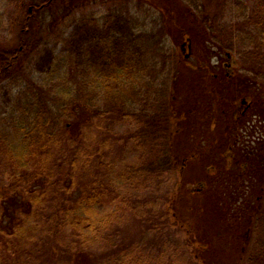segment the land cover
I'll use <instances>...</instances> for the list:
<instances>
[{"label": "trees", "instance_id": "1", "mask_svg": "<svg viewBox=\"0 0 264 264\" xmlns=\"http://www.w3.org/2000/svg\"><path fill=\"white\" fill-rule=\"evenodd\" d=\"M26 1L0 0V178L8 174L0 183V264H187L182 254L115 245L116 226L131 217L157 232L171 222L185 228L190 264L233 253L236 264H264V103L250 124L234 116L242 96L264 100V0H174L183 18L176 24L163 3H149L139 20L131 0L102 14L72 15L65 4L46 31L39 13L65 0ZM184 40L196 58L190 65L179 61ZM227 53L236 62L229 75L210 62ZM65 116L71 128L108 136L94 149L76 142ZM189 116L206 124L190 147ZM116 121L132 126L116 140L118 156L108 133ZM196 157L203 173L190 178ZM188 196L202 215L198 226L180 208ZM163 198L166 209H157Z\"/></svg>", "mask_w": 264, "mask_h": 264}, {"label": "rangeland", "instance_id": "2", "mask_svg": "<svg viewBox=\"0 0 264 264\" xmlns=\"http://www.w3.org/2000/svg\"><path fill=\"white\" fill-rule=\"evenodd\" d=\"M31 0H27L26 2L29 3ZM34 1H41V0H34ZM68 1V3H67ZM65 0L64 5L61 4L60 2L55 6V8H47L43 11H41L38 15L40 22H42V25H39V28L42 29L43 31H46V22L48 20H51L52 18H54L57 15H62L64 14V12H66V7L65 4L68 7L67 11L71 12L70 14L72 15H80L81 13L84 12H96L98 14H102L103 12H106L108 9L113 8L114 6H125L126 3L123 0ZM174 0H131L130 4L131 5V10L132 12H135V19L137 18L142 19L145 16H147V14L144 12L143 8H146V6L149 3H156V4H160L161 6L163 4L168 5V7H170V9H168L170 13H172L173 15L171 16H167L166 14V19L171 23V24H176L175 21L180 22L183 20L182 16L176 12V6L173 2ZM163 3V4H162ZM159 5V6H160ZM27 7H29V4H27ZM167 7V6H166ZM32 8V7H31ZM25 15V11L23 9V11L21 12V16L18 19L19 23L18 25H20V22L22 21V18ZM41 24V23H40ZM16 26L15 28H13L12 33L9 34V39H11V42L13 41V45L15 44V42L17 41L18 37H19V30L21 28V26ZM63 26V25H62ZM72 30V25L66 27V34H68L70 31ZM51 33V32H50ZM47 34V33H46ZM46 37V35H45ZM50 46L53 48L54 52L56 54H61V45L59 44V46H55L52 42L50 43ZM225 60L224 63H230L232 57H228L227 54H224ZM60 58H62V54L60 55ZM143 59V58H140ZM158 61L159 58L157 57ZM234 62V59H233ZM159 63V62H158ZM236 66V65H235ZM235 66H233V68L230 70L231 72L234 70ZM32 78H35L37 80H43L45 78V75L43 73L40 72H32ZM199 108H195L193 114L194 115H199L200 114V118L204 117V112L203 109L201 108L200 110H198ZM256 110V109H255ZM63 119L65 120V123H63ZM62 119V123L65 125V131H67L68 133H70L71 131H78L79 133L76 135L75 134V141L77 142L78 140H86L87 142H91V148L94 149V147L97 145L96 142L99 141L100 139L103 140L105 139L108 135L106 133L105 130L99 129L97 131L94 130V128L89 129V128H84L82 130V126L80 127H76V128H71L72 126V119L68 116H65ZM184 123L186 124V128L188 127L189 132H187V144L190 147L193 144V140L192 137H198L199 135H201V131H199V129H201L202 127H206V124H203L204 122H199L198 120L195 123V120L193 119V117L190 119L189 116V121L186 120ZM86 124V123H83ZM104 126V125H103ZM179 125H177L178 127ZM62 127V124H61ZM132 126L128 125V124H123V122L121 121H116V123L109 128V134H112L113 136H115V139H111V150L113 148V151H110V155H120L119 153V148L117 146V138L121 139L120 135H122L124 133V131L128 128H131ZM201 133V134H200ZM111 135V136H112ZM198 142V141H197ZM120 144L121 141H120ZM243 146V145H242ZM243 148H245L243 146ZM132 156V157H131ZM129 157H131V159L134 158L133 155H130ZM198 162V164H197ZM22 163H24L22 161ZM26 166L25 168H30L31 166L26 163H24ZM236 167H238L236 165ZM15 168L16 167H12ZM24 168V166L22 165L20 169ZM1 169V167H0ZM3 171V170H1ZM202 164L201 161L198 160V157L191 159V162L189 164V168L187 170V176L190 178H201L202 175ZM5 180L2 182V180ZM0 178V183L3 184L5 182H7L8 179V174L6 175H2V177ZM194 185H190L187 188L191 189ZM196 187H201V185L199 183H197ZM172 186H167L164 188V191H170ZM173 190V188H172ZM150 200H151V195H150ZM261 201V200H260ZM264 201V199H263ZM196 199L191 198V196L185 197L183 198V200H181V204H180V208L183 209L184 214L185 211H189L190 215L188 214L186 216V218H188V220L193 224V226H198L201 222V214L200 211L196 210ZM264 203V202H263ZM166 198H163L162 200H160L157 203V209H166ZM264 206V205H263ZM1 208V206H0ZM181 209V213L183 214ZM9 212H11V209L8 210ZM171 213H173L171 211ZM11 217L7 216L4 219V226L7 225L8 220H10ZM148 222H141L137 219H134L133 217L128 218L124 223H122L119 226H116V231L117 233L114 234V238L113 241L115 243V245H120L122 243H127L129 246H131L132 248H135V250H137L138 254H147V255H151V256H157V255H161L162 257L166 258V259H170V258H175L177 257L176 254H182L185 256V259L187 260V264H190L188 261L190 260V255H188L189 253H192V259L195 260L194 257V253H193V249L188 245L185 246V242L187 239L186 236V229H182L179 224H174V223H170L169 225L171 227H167L160 231L157 232L156 230H149L146 228ZM250 237V236H249ZM113 243V244H114ZM114 245V246H115ZM182 246V247H181ZM183 248L181 250V248ZM190 247V248H189ZM61 248L57 247L56 248V252L58 253V255L64 254L63 252H60ZM111 252V248L110 251L108 253ZM98 255L101 254V252H96ZM235 253H233V255L235 257ZM118 256H121V254H119ZM227 258H221V261H218L217 264H236L235 262H232L233 258L231 259L230 257ZM100 258V256H99ZM60 260H67L66 257H59ZM97 262V261H96Z\"/></svg>", "mask_w": 264, "mask_h": 264}, {"label": "flooded vegetation", "instance_id": "3", "mask_svg": "<svg viewBox=\"0 0 264 264\" xmlns=\"http://www.w3.org/2000/svg\"><path fill=\"white\" fill-rule=\"evenodd\" d=\"M192 46L191 41L184 40L182 44L180 45V51H179V61L184 60L187 61V64L190 65L192 62L196 60L194 56H192ZM210 62H212L214 65H216L218 68H224L225 73L228 75L230 74L229 69H231L234 66V63H224L222 59H219L216 55L211 57ZM259 93V91H258ZM264 103V100L261 99L260 94L256 93H250V95L242 96L240 99H238L237 104L235 105V122L238 120H241L245 124H250V121L255 117L253 115V112L257 108L256 104ZM240 112V115L237 114ZM238 117H237V116ZM237 117V118H236ZM253 124V121H252Z\"/></svg>", "mask_w": 264, "mask_h": 264}]
</instances>
